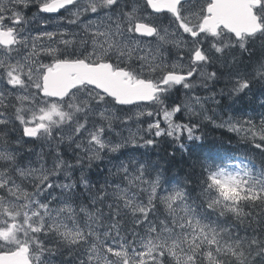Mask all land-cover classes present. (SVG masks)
<instances>
[{"label": "snow or ice", "instance_id": "snow-or-ice-1", "mask_svg": "<svg viewBox=\"0 0 264 264\" xmlns=\"http://www.w3.org/2000/svg\"><path fill=\"white\" fill-rule=\"evenodd\" d=\"M0 264H264V0H0Z\"/></svg>", "mask_w": 264, "mask_h": 264}, {"label": "trees", "instance_id": "trees-1", "mask_svg": "<svg viewBox=\"0 0 264 264\" xmlns=\"http://www.w3.org/2000/svg\"><path fill=\"white\" fill-rule=\"evenodd\" d=\"M208 129L212 135L216 136L219 134V138H222L226 142L232 143L233 145L239 144V140L234 138L232 135L227 134L223 129H216V128H211V127H208ZM257 163H258V161H257Z\"/></svg>", "mask_w": 264, "mask_h": 264}, {"label": "rangeland", "instance_id": "rangeland-1", "mask_svg": "<svg viewBox=\"0 0 264 264\" xmlns=\"http://www.w3.org/2000/svg\"><path fill=\"white\" fill-rule=\"evenodd\" d=\"M172 52H174V53L176 54V50H175V49H173ZM175 54H173L172 56H175ZM176 57H177V56H176ZM176 57H171V60H173V59H174V60L177 59ZM245 103H247V102H245Z\"/></svg>", "mask_w": 264, "mask_h": 264}, {"label": "bare ground", "instance_id": "bare-ground-1", "mask_svg": "<svg viewBox=\"0 0 264 264\" xmlns=\"http://www.w3.org/2000/svg\"><path fill=\"white\" fill-rule=\"evenodd\" d=\"M177 58V57H176ZM171 59V58H170ZM174 60V59H173Z\"/></svg>", "mask_w": 264, "mask_h": 264}]
</instances>
